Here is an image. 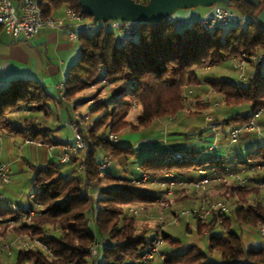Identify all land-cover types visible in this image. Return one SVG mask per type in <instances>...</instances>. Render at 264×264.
I'll return each instance as SVG.
<instances>
[{
	"label": "trees",
	"instance_id": "1",
	"mask_svg": "<svg viewBox=\"0 0 264 264\" xmlns=\"http://www.w3.org/2000/svg\"><path fill=\"white\" fill-rule=\"evenodd\" d=\"M12 1L19 3V0ZM135 1L145 3L147 0ZM258 1L257 6L246 0L234 2L232 8L248 20L236 26H219L212 31L201 27L199 17L180 26L170 16L172 20L139 23L131 38L111 28L80 34L78 57L68 69L63 97L57 96L55 101L58 104L62 99H73L91 85H97L87 99L93 102L88 112L94 118L89 120L88 117L78 126L84 141V155L78 149L79 152L67 162L55 159L42 165L28 164L33 187L30 192L33 214L28 218L19 217L11 206L0 207V217L14 222L7 227L13 234L28 235L45 246L34 244L21 252L17 245L14 264H151L154 258L147 263L139 261L141 250L149 246L154 237L150 225L139 223L125 207L154 202L153 194L155 196L164 187L155 184L158 189L151 190L143 184L135 185L133 180L142 175L147 176L144 184L153 180H192L194 178H186L187 174L201 172L208 164L213 170L208 173L216 175L217 181L229 176L225 168L240 176L239 168H229V159L219 154L213 156L208 150L211 144L208 137L219 125L231 121L235 123L234 128L244 125L254 112L264 108V61L248 63L251 74L239 82L226 78L201 81L196 71L233 57L243 56L249 62L252 55L264 52V23L256 19L264 8V0ZM61 5L88 16L80 12L78 0H40L44 16H49ZM101 79L107 84L100 85ZM201 86L209 93L215 90L216 97L222 99L223 116L204 122L207 105L202 100L197 101L195 109L188 107L185 93L199 88L200 91ZM103 90L111 96V105L107 108L105 102L98 99ZM52 99L36 79L10 80L0 88V131L22 134L23 138L35 142L57 143L49 136L50 128L36 116L48 113ZM217 101L220 100L209 103L217 106ZM20 111L28 115L18 123L12 113ZM88 112L79 115L83 118ZM162 119L168 126L156 127ZM73 120L70 118V122ZM125 130L143 136L154 130L164 131L166 136H180L190 142L167 148L159 158H150L141 154L139 148L111 141L108 137ZM262 141L245 158L232 160L236 167L258 164L261 170L246 178L249 180L243 185H238L232 178L235 185L226 186L223 193L228 210L212 213L206 221L196 219L198 232L206 233L217 227L218 219L221 220L218 233L208 235V249L216 251L220 260H211L207 253L191 244L183 251L167 250V256L158 264H264V244L245 248L239 234L231 228L232 221L259 230L264 226V138ZM228 143L231 144L229 139ZM168 149L187 153L189 158L164 161L163 155ZM98 151L112 160L122 156L126 164L132 155H139V162L137 158L135 162L143 166V170L121 177L107 171L108 167L100 169L102 162L97 156ZM81 163L83 175L79 169ZM67 164L68 170L65 169ZM88 190L96 195L88 196ZM163 238L171 245H177L178 240L165 232ZM94 242L99 245L91 260L89 252Z\"/></svg>",
	"mask_w": 264,
	"mask_h": 264
},
{
	"label": "rangeland",
	"instance_id": "2",
	"mask_svg": "<svg viewBox=\"0 0 264 264\" xmlns=\"http://www.w3.org/2000/svg\"><path fill=\"white\" fill-rule=\"evenodd\" d=\"M56 9H58V12H60V11L64 12V6L63 5L57 7ZM206 9L207 8H204V7H193V8H189V9H180V10L176 11L174 14H172V17L174 20L177 21L178 25L184 26L187 23H190L192 20L198 18L203 12L206 11ZM54 13H55V11H54ZM83 20L86 22L92 21L91 17H89V16H84ZM78 47H79L78 40H76V42H74V44H72V47H71L73 52L77 53L76 57H78V52H77ZM259 53L260 52H258L256 54H259ZM234 64H235L234 60L232 58H230V59L224 60L223 62H221L217 65L200 68L196 71V75H197L199 80H216V79H220V78H226L232 82H239V80L244 81L245 78L251 74L250 65L246 64L244 71L241 72L234 67ZM105 84H107V83H105ZM96 86L91 85L89 88H87L84 91H82L81 93L77 94L73 99H68V100L65 99L66 101L64 102L63 106H59L58 109L55 108L53 100H51L49 102L48 113L47 114H38V115L36 114V116H38L39 120L46 119V120H48V122H51L52 120L56 121L55 118H57V122H58L61 119H66L67 116H69V115L71 116V114L73 113L72 105H75L77 107L76 109L81 111V112H88L87 108H85V105H83V104H85V101H83L81 103L80 100H82V98H83V100H87V98L94 93ZM107 88L108 87L106 86L105 89H107ZM199 89L196 90L195 92L193 91V92H190L187 94L185 93V101H186L188 107L195 109L197 101L202 100V103L207 105L204 109L205 116H210L211 119L216 117V116L217 117L218 116L220 117V115L223 116L222 112H223L224 102L222 101V99H218L216 97L217 93L215 92V90H212L211 93L207 92L204 94L201 90L199 91ZM110 97L111 96H110L109 92L105 91V90L101 91L98 95L99 101H104L106 104V108L111 105ZM62 100H61V102H62ZM210 100H220V101H222L223 105H219L220 107L214 106L212 104L210 105V103H209ZM220 101H217V102H220ZM203 106H205V105H203ZM21 112L22 111L17 112V113H21ZM88 116H89V120H92L94 118L93 117L94 115L89 113V112H88ZM9 118L11 119L10 115H9ZM205 121H206V119H204V122ZM60 124H61V122H60ZM60 124H58V125L61 126ZM61 127L64 130L67 129L66 126L62 125ZM234 127H235V123L233 121H231L227 124H224V125H219V126H217V129H216L217 135H219V136L222 135L223 137L227 138V141H228L230 132ZM212 131H211V133H213V135L212 136L208 135V136H210V137H208L209 138L208 140L211 141L210 142L211 144L209 145L208 148H210L211 145L214 146L213 145L214 142H213V139L211 137L214 136L216 131H214V130H212ZM255 131H256V134L254 133L251 136V138L252 139L253 138H255V139L259 138V139H257L255 141L256 143L254 142V145L240 147L239 150L237 149L233 152L234 154L235 153L238 154L239 158H241V159L245 158L246 154L248 152L255 151L256 150L255 147L257 145H261L263 143L262 140L264 138V108H263V111L260 114V116L256 119V130ZM123 132L124 131L117 134L116 142H121V143L127 142V140L123 139V136L121 135ZM127 143H129V142H127ZM234 145H236V144L232 145V144L228 143L226 146L228 148H230V146L234 147ZM214 148H215V146L212 147L211 152ZM214 150L219 151V148L214 149ZM212 154H213V156L217 155V153H214V152H212ZM102 155H103V152H101V151L97 152L98 158L101 157ZM138 156L136 157V155H132L129 158L127 164L123 165V166H120L117 163V160L110 159V162L112 161V166L110 168H108L107 171H110V172L115 171L116 175L121 176V177H128L131 175H135L137 172H141L143 170V166L138 165V162H139ZM136 158L138 159V162H135ZM231 161L229 164L228 163L227 164H228L230 169H233L234 163L232 164ZM63 167H65V165ZM68 168H70L69 164L66 165V170H68ZM207 168L210 169L209 171H213L212 168L210 167V164L207 165ZM248 168H249L248 166L247 167L245 166V168H243V170L247 173L245 176L241 175V177L250 178L257 173V170H261V168H257L253 171L252 170L250 171V169H248ZM31 175H32V173L30 172V168H29L28 164H25L23 172H19V173L14 172L12 174L11 184L0 185L1 190L6 189V190H9L11 192L10 193L11 194L10 199L3 198V200H0V207L6 208V207L11 206V203H16V202L23 203V202H27V201L31 202L33 200V197H30V192L33 190V187L30 184H28L27 186H24V182H26V181L30 182ZM247 180H249V179H247ZM143 185L147 186V188H150L152 190L155 188L158 189V187H156L155 184H152V183H150V184H144L143 183ZM231 185H235V183L233 182L232 177H230V176H228V177L226 176L225 178H221L219 181L213 182L210 185L205 186L204 189H199V190H196L190 186H181L180 185V187H178V185H176L177 186V187L175 186L176 189L178 188L180 190L175 192L174 191L175 188L172 189L171 192L169 193V195H167V197L165 198V202H163V203H158V202L135 203V204H132L129 206L142 205L146 208V210L143 214L136 215L137 221L139 223L148 222L150 225V231L153 232V230L155 228H157V225L159 223V221L156 218L158 210L163 208L162 218L166 222H169L171 220L172 212L174 210H179L183 207H191V206H187V204H180V205L177 204V203H181V201H183L182 198L179 199L180 194L188 195L191 198V201L193 200V201H195V203L199 202L200 194H204L207 199H220V200L224 201L226 196L223 193L226 190V186H231ZM6 192H8V191H6ZM160 193H162V191ZM6 201H8V202H6ZM129 206H127L125 208L128 209ZM13 223L14 222L9 221L8 219H7V221L5 220V221L0 222V232H1L0 233L1 234L0 235V264H14L15 256H16V250H17L16 246L18 245L17 243H19L20 240L21 241H23V240L26 241L28 239H30L32 241L36 240L33 237H30L28 235H21V234H16V233L13 234V232H11V230L9 228H7L8 226H10ZM231 228L239 234L242 245L245 248H247V247H258V246H261L264 244V236H262L260 234L259 228H253V227L241 225L235 221H232ZM263 228H264V226H263ZM218 231H219V228L214 227L213 229L210 230L209 233H218ZM164 232L167 233L168 235H170V237L177 239L178 240L177 245H175V246L171 245L167 240H163V243L161 244V247H160V255L155 257L152 260V262H150L151 264H158L160 259L165 258L168 254L167 250H169V251H173V250L183 251L186 249V247L188 245H191V244L197 245V247L201 251H203L209 255V258L211 260H214V261L220 260V256L216 251H211V252L209 251V249H208V235H209V233H206L205 231L203 232V230H201V232H198L195 218H192V217L183 218V219H181L179 225H177V226H172V225L167 224V226L164 229ZM11 240H15V243L11 246V248L9 250L4 249L3 244H5V242H9ZM161 255H162V257H161Z\"/></svg>",
	"mask_w": 264,
	"mask_h": 264
},
{
	"label": "built area",
	"instance_id": "3",
	"mask_svg": "<svg viewBox=\"0 0 264 264\" xmlns=\"http://www.w3.org/2000/svg\"><path fill=\"white\" fill-rule=\"evenodd\" d=\"M83 17L79 12L75 11L70 6H65L64 8V16L63 20L57 22L50 16H44L42 13V9L40 7V0H19L18 5L16 6L12 0H0V27L4 30V32L14 39H23L29 40L33 37L39 30L43 28H58L64 27L66 29L67 37L71 41L78 40L80 34H87L95 29H107L111 28L116 30L117 32H123L127 38H131L137 29L139 23L137 22H129V21H119V20H110L107 22H94L93 20L90 22H86L83 20ZM168 20H172L170 17L167 18ZM199 23L201 27L206 31H212L216 27L227 26V25H238L240 23L246 22L248 19L243 16L240 12L236 11L232 7L221 5V4H214L206 9L199 16ZM235 62L234 67L239 71L243 72L245 69V65L248 63H256L264 61V52H260L259 54L252 55L250 57V61L248 62L243 56L240 58L233 57L232 58ZM66 80V76L63 80L56 86L58 89V97L62 98L63 93L62 89L64 86V82ZM106 80L101 79L100 84H105ZM7 83L0 81V88L6 86ZM215 105H223L222 101L215 102ZM263 108H260L252 117L242 126L234 128L231 130L229 135V142L231 144H236L238 139L244 134L248 132H253L256 130V119L262 113ZM88 113H86L83 118L79 114H75L73 116L74 120L72 122H68V127L71 129L72 132V140L75 142V145H72L69 141L62 142V153L59 156V160L61 162H67L72 155L75 154L76 150H82L83 155L85 151L84 141L81 135L78 132V126L82 124L83 120L88 119ZM206 121H210V116H205ZM109 139L111 141L117 140V135L109 134ZM31 142V140L26 139L25 142ZM212 145L208 150L212 149ZM198 156V154L196 155ZM189 158L187 153L168 149L165 154L163 155L164 161L170 160H177V161H185ZM217 159V158H216ZM110 165V157L106 156L103 163L99 165L100 169H106ZM260 168L258 164H252L249 169L250 171ZM79 169L83 175V164L79 165ZM228 175L232 178L237 180L238 185H243L246 182V178L240 177L235 175L232 172H228V169L225 168ZM10 167L8 163L3 162L0 160V185H6L10 182L9 177ZM203 176L199 179H192L187 181H176V180H169L167 182H157L152 181V184H158L161 187H164L162 193L157 195L154 199V202L163 203L165 202V198L171 190L176 185L181 186H190L196 190L204 189L205 186L210 185L213 182H216L218 178L216 175H212L206 173L205 171H201ZM147 176L142 175L140 179L133 180L135 185H141L146 182ZM86 194L90 197H94L96 193H92L89 190ZM3 195L0 193V200H3ZM11 207L13 210L18 212L19 217H29L33 214V208L30 204H17L11 203ZM229 208V205L220 200H208L204 194H200L199 202H196L191 207H183L179 210H174L172 212V217L169 222H166L162 218L163 208L158 210L156 215L157 220L159 221L157 228L153 230V240L149 246L141 250V254L139 257V261L143 263H147L153 258L160 255V247L163 243V232L167 224L172 226L179 225L181 219L192 217L195 219H200L201 221H206L208 217L214 214H220L226 212ZM146 208L142 205L137 206H129L128 212L133 215H141L145 212ZM5 221L4 218L0 217V222ZM7 221V220H6ZM90 222L93 223L92 216H90ZM221 220L218 219L217 227H220ZM260 234L264 236V228H260ZM15 243V240H11L9 242H5L3 244V248L9 250L11 246ZM38 244L40 246H44L41 242L35 240L32 241L30 239L26 241H21L18 244L21 252H24L27 248L31 245ZM98 243L94 242L90 247L89 257L92 260L96 254L98 249ZM162 257V255H161Z\"/></svg>",
	"mask_w": 264,
	"mask_h": 264
},
{
	"label": "crops",
	"instance_id": "4",
	"mask_svg": "<svg viewBox=\"0 0 264 264\" xmlns=\"http://www.w3.org/2000/svg\"><path fill=\"white\" fill-rule=\"evenodd\" d=\"M13 3L17 5L15 2ZM54 11H52L49 16L57 22H61L63 20L64 12H58V9H54ZM64 21L65 20H63V22ZM74 42L76 41H71L67 37L66 29L64 27L43 28L39 30L29 40L11 38L0 27V81L8 83L10 80L15 78L36 79L42 84L43 88L52 96L54 106L56 109H58L59 106H63L66 100L63 99L62 102H60L58 105L56 104L57 102L55 101V98L58 96L59 92L56 86L67 75L70 65L73 64L74 61L77 59V53H74L71 48ZM201 88V91L204 94L207 93L205 86H201ZM90 97L91 95L87 99H89ZM92 104L93 102L91 100H85V104L83 105H85V108H87L88 111ZM72 107L73 113L71 114V116H67L66 119H61L58 122L57 118H55L56 121L52 120L51 122H48V120L46 119L39 120L43 122L44 126L50 128L49 136L53 138L54 141H57V143H42L35 142L32 140V143H30V141L27 143L25 142L26 139L23 138L22 134H8L0 131V160L8 163L10 167V182L8 183V185L12 182V174L14 172H22L24 170L25 164L32 163L36 165H42L48 162L49 160L59 159V156L62 153V142L66 140L69 141L72 145H75V142L72 140L71 129L68 127L67 124L68 122H70V118H72L75 114H81L85 112L77 110V107L75 105H72ZM27 115V112L22 111L21 113H13L12 116L14 117V120L19 123L23 118L27 117ZM58 124H60L61 126H66L67 129H62V127ZM162 125L163 128L165 125H167L166 121L163 119L158 121L155 126L160 127ZM254 133L256 134V131L244 133L240 137V143L237 142L234 147L230 146V148H228L226 146L228 144L227 138L223 137L222 135H217L216 131L214 136L211 138L214 142V149L219 148V151L213 149L212 152L222 155L224 158H227L229 160H236L239 157L238 154L233 153L235 150H239L240 147L251 146L252 143L259 139L251 138ZM121 135L123 136V139L129 142L128 144H131L133 146V148H139V152L141 154L150 158H159L167 148H176L182 145L185 146L190 142L189 140L184 141L183 139H181L180 136H166L164 131L159 132L155 130L153 132L147 133L145 136L141 135L139 132H131L130 130H125ZM78 152V150L75 151V153ZM105 157V155L99 157L100 162L103 163ZM117 163L120 166L126 165V159L122 156L118 157ZM231 163L233 164L234 161H231ZM111 166L112 161L110 162L108 168H110ZM243 167V164H239L238 167L233 165V168L240 169V176H245L247 173L243 170ZM205 170L203 171L208 173L210 169L206 167ZM113 173L116 174L115 171ZM202 176L203 173L199 171L196 174H187L186 178L188 177L199 179ZM28 184H30L29 181L24 182V186H27ZM176 187H174L175 189L173 188L175 192L180 190L178 188L176 189ZM5 190L0 189V193L3 195L4 198L10 199L11 192L9 190H6L8 191L6 192ZM159 190L160 191L157 192L155 196L153 194V197L159 195L163 188L162 190ZM180 198H182L183 201H181V203H177L178 205L187 204V206H193L195 204V201H191V198L186 194H180L179 199ZM16 203L30 204V201Z\"/></svg>",
	"mask_w": 264,
	"mask_h": 264
},
{
	"label": "water",
	"instance_id": "5",
	"mask_svg": "<svg viewBox=\"0 0 264 264\" xmlns=\"http://www.w3.org/2000/svg\"><path fill=\"white\" fill-rule=\"evenodd\" d=\"M239 0H78L80 12L88 15L94 22L110 20L137 23H157L169 18L180 9L193 7L208 8L214 4L232 7ZM257 6L258 0H246ZM257 21L264 23V8L257 15Z\"/></svg>",
	"mask_w": 264,
	"mask_h": 264
}]
</instances>
